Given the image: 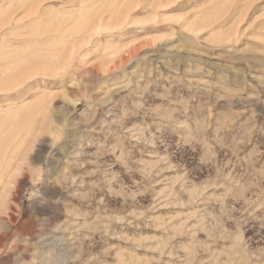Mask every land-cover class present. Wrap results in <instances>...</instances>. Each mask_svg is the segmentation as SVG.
Wrapping results in <instances>:
<instances>
[{
	"label": "rangeland",
	"instance_id": "obj_1",
	"mask_svg": "<svg viewBox=\"0 0 264 264\" xmlns=\"http://www.w3.org/2000/svg\"><path fill=\"white\" fill-rule=\"evenodd\" d=\"M0 264H264V0H0Z\"/></svg>",
	"mask_w": 264,
	"mask_h": 264
}]
</instances>
